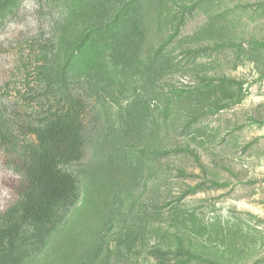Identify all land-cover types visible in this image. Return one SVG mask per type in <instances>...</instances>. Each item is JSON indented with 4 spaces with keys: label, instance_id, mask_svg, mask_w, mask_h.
Returning a JSON list of instances; mask_svg holds the SVG:
<instances>
[{
    "label": "rangeland",
    "instance_id": "obj_1",
    "mask_svg": "<svg viewBox=\"0 0 264 264\" xmlns=\"http://www.w3.org/2000/svg\"><path fill=\"white\" fill-rule=\"evenodd\" d=\"M119 1L0 0V212L21 146L86 106L78 197L0 264H264V0H146L134 34L64 74Z\"/></svg>",
    "mask_w": 264,
    "mask_h": 264
},
{
    "label": "trees",
    "instance_id": "obj_2",
    "mask_svg": "<svg viewBox=\"0 0 264 264\" xmlns=\"http://www.w3.org/2000/svg\"><path fill=\"white\" fill-rule=\"evenodd\" d=\"M113 1L117 0H85L80 9L91 5L105 7ZM145 1L121 0V9L108 24L98 22L90 26L64 53L63 73L82 77L79 69L84 71L83 58L92 45L113 44L127 30L134 34L138 28L134 16L142 10ZM85 107L82 100H69L65 110L48 123L35 142L21 146L18 197L7 210L0 212V256L13 253L28 234L47 228L59 209L78 197V186L68 167L84 144ZM200 189L195 186L189 193L195 194ZM168 216L172 221H187L180 206L172 207Z\"/></svg>",
    "mask_w": 264,
    "mask_h": 264
}]
</instances>
